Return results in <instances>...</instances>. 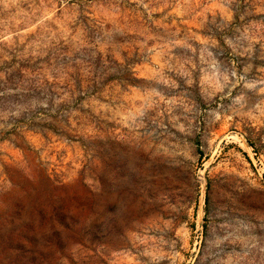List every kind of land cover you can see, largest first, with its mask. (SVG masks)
<instances>
[{"label": "rangeland", "instance_id": "obj_1", "mask_svg": "<svg viewBox=\"0 0 264 264\" xmlns=\"http://www.w3.org/2000/svg\"><path fill=\"white\" fill-rule=\"evenodd\" d=\"M0 264H264V0H0Z\"/></svg>", "mask_w": 264, "mask_h": 264}]
</instances>
